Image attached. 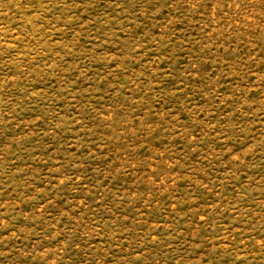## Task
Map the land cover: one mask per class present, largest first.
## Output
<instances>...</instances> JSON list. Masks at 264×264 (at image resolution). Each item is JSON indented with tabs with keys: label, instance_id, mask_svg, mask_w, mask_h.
<instances>
[{
	"label": "rangeland",
	"instance_id": "rangeland-1",
	"mask_svg": "<svg viewBox=\"0 0 264 264\" xmlns=\"http://www.w3.org/2000/svg\"><path fill=\"white\" fill-rule=\"evenodd\" d=\"M0 264H264V0H0Z\"/></svg>",
	"mask_w": 264,
	"mask_h": 264
}]
</instances>
